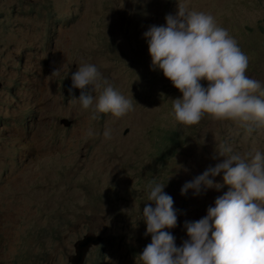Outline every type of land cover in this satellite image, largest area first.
Wrapping results in <instances>:
<instances>
[{
	"label": "rangeland",
	"instance_id": "374dc122",
	"mask_svg": "<svg viewBox=\"0 0 264 264\" xmlns=\"http://www.w3.org/2000/svg\"><path fill=\"white\" fill-rule=\"evenodd\" d=\"M178 3L214 16L249 66L264 53V0H0V264H75L78 244L98 234L102 252L90 247L84 264H141L151 241L141 225L150 181H167L177 225L165 231L179 247L185 222L203 218L228 190L181 194L222 162L219 145L264 153V128L249 135L208 115L194 126L174 119L171 99L181 94L152 68L144 33L165 25ZM86 63L132 95L134 110L92 119L71 88ZM261 70L264 80V63ZM173 131L177 144L165 140Z\"/></svg>",
	"mask_w": 264,
	"mask_h": 264
},
{
	"label": "clouds",
	"instance_id": "9594fccd",
	"mask_svg": "<svg viewBox=\"0 0 264 264\" xmlns=\"http://www.w3.org/2000/svg\"><path fill=\"white\" fill-rule=\"evenodd\" d=\"M144 36L152 68L159 69L181 94L171 99L178 124L194 126L208 115L234 121L249 135L264 128V80L260 77L264 53L249 66V57L214 16L182 3L174 15L165 17V25L151 26ZM248 66L252 78L247 75ZM71 81V88L81 90L73 100L84 110L90 109L92 119L101 113L120 118L134 110L132 95L115 90L94 64L78 66ZM88 135L94 133L90 130ZM104 136L111 139V130H105ZM216 152L222 162L186 182L181 194L189 189L196 195L202 189L227 186L228 190L215 199L203 218L185 222L188 239L179 247L165 231L177 225L174 200L164 192L167 181L148 183L141 216L151 241L138 255L141 264H264V153L241 155L227 144H220ZM221 173L222 183H215L213 178ZM96 237L101 240L92 246H102L103 237Z\"/></svg>",
	"mask_w": 264,
	"mask_h": 264
},
{
	"label": "water",
	"instance_id": "95a60500",
	"mask_svg": "<svg viewBox=\"0 0 264 264\" xmlns=\"http://www.w3.org/2000/svg\"><path fill=\"white\" fill-rule=\"evenodd\" d=\"M62 125L64 127H68V123L66 122H62ZM100 238L99 237H85L79 244H78V252L80 253L78 259L76 262H74L75 264H81L83 262L84 256L87 253L88 249L92 246V245H97L100 242ZM83 258H82V257Z\"/></svg>",
	"mask_w": 264,
	"mask_h": 264
},
{
	"label": "trees",
	"instance_id": "16d2710c",
	"mask_svg": "<svg viewBox=\"0 0 264 264\" xmlns=\"http://www.w3.org/2000/svg\"><path fill=\"white\" fill-rule=\"evenodd\" d=\"M177 135H178V134H177L176 132L173 131V132L171 133V136H170V137H166L165 140H170V141H172L173 143L177 144V142H176V140H175V137H176ZM141 225L144 226V227H146V224H145L144 220H142ZM101 252H102V246H101L100 253H101ZM98 258H99V256H98Z\"/></svg>",
	"mask_w": 264,
	"mask_h": 264
}]
</instances>
